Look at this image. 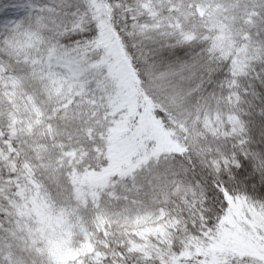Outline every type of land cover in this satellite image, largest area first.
Returning <instances> with one entry per match:
<instances>
[{
	"label": "snow or ice",
	"instance_id": "snow-or-ice-1",
	"mask_svg": "<svg viewBox=\"0 0 264 264\" xmlns=\"http://www.w3.org/2000/svg\"><path fill=\"white\" fill-rule=\"evenodd\" d=\"M230 8L0 0V264H264V149L238 109L257 65L264 83V0L234 5L238 36L208 26Z\"/></svg>",
	"mask_w": 264,
	"mask_h": 264
},
{
	"label": "trees",
	"instance_id": "trees-1",
	"mask_svg": "<svg viewBox=\"0 0 264 264\" xmlns=\"http://www.w3.org/2000/svg\"><path fill=\"white\" fill-rule=\"evenodd\" d=\"M257 0H232L233 8H230L228 12H222L220 14L212 16L209 20V27L212 26H220L221 24L231 29L232 36H238L241 34V29L236 23V19L233 15L234 5L237 3H252L255 4ZM158 4H166L167 0H157ZM258 41H264V33L255 37ZM260 70L259 65L256 66V69L248 75L247 79L244 81V87L241 88V100L238 104V109L240 115L243 118V121L247 122L250 129L254 132V140L250 145V149L262 150L264 149V137L260 135V129L264 124H262V118L260 113L264 110V83L260 80L256 79V72ZM207 78V77H205ZM218 78V77H217ZM205 88L207 91L212 90V85L206 84ZM25 132L28 129L24 130ZM212 155H215L213 152ZM204 158L197 159L195 156L192 157L191 162L186 163V167L189 169L195 167L196 174L208 180H211V170L209 168V164L207 162H203ZM208 160H211V156L208 157ZM185 161H187V157H185ZM165 163H171L173 165L177 164V160L175 158H168V161H162L158 166L163 168ZM141 175H145L141 173ZM191 175H189V179ZM144 191L147 192L148 183L147 179L144 181ZM143 197V193H141ZM58 226H53L54 232L60 237L59 232L57 230ZM62 240V238L60 237ZM147 243V241H145ZM128 264H137V260L135 256H132L128 260Z\"/></svg>",
	"mask_w": 264,
	"mask_h": 264
},
{
	"label": "rangeland",
	"instance_id": "rangeland-1",
	"mask_svg": "<svg viewBox=\"0 0 264 264\" xmlns=\"http://www.w3.org/2000/svg\"><path fill=\"white\" fill-rule=\"evenodd\" d=\"M209 2H211V0H209ZM224 11L220 10V9H217L216 10V15L217 14H220ZM209 19L212 17V16H207ZM49 231L53 237L52 239V243H53V250H54V253L58 256H62L63 255V241L60 239V237L54 232L53 230V225H49ZM229 240H236L238 239L236 236L234 235H229L228 237Z\"/></svg>",
	"mask_w": 264,
	"mask_h": 264
}]
</instances>
